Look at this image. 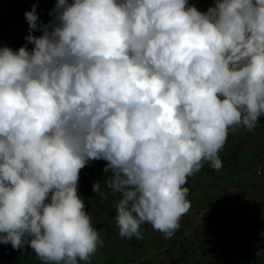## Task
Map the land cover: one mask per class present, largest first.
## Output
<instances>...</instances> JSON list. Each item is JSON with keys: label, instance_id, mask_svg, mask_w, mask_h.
<instances>
[{"label": "clouds", "instance_id": "obj_1", "mask_svg": "<svg viewBox=\"0 0 264 264\" xmlns=\"http://www.w3.org/2000/svg\"><path fill=\"white\" fill-rule=\"evenodd\" d=\"M50 15L25 13L30 50L0 47V244L87 264L103 241L78 184L97 160L119 235L171 238L188 177L264 116V0H56Z\"/></svg>", "mask_w": 264, "mask_h": 264}, {"label": "crops", "instance_id": "obj_2", "mask_svg": "<svg viewBox=\"0 0 264 264\" xmlns=\"http://www.w3.org/2000/svg\"><path fill=\"white\" fill-rule=\"evenodd\" d=\"M213 3L189 0L201 12ZM55 5L56 0L0 2V47L15 51L27 44L30 50L33 45L26 40L30 29L25 13L35 7L39 24H47L53 19L50 13ZM41 34L33 31V35ZM218 155L222 161L219 170L206 162L188 177L185 187L191 207L171 238L147 223L141 226L139 238H122L115 220L119 194L105 185L111 173L102 171L105 161H91L80 171L78 192L103 244L87 264H264V122H258L252 131L230 129ZM96 181L107 199L92 191ZM212 209L224 220L212 216L197 221L199 213L205 216ZM0 264L42 262L27 246L14 250L10 244H0Z\"/></svg>", "mask_w": 264, "mask_h": 264}, {"label": "trees", "instance_id": "obj_3", "mask_svg": "<svg viewBox=\"0 0 264 264\" xmlns=\"http://www.w3.org/2000/svg\"><path fill=\"white\" fill-rule=\"evenodd\" d=\"M13 2V1H28V0H0V2ZM192 5H194V4H192ZM195 6V5H194ZM264 116H261L260 118H259V121L258 122H264V118H263ZM212 216H219L220 217V219L221 218H223L219 213H217L214 209H212V210H210V212L207 214V215H205L204 216V218H203V220L204 221H208V218H210V217H212ZM223 220H224V218H223ZM222 220V221H223Z\"/></svg>", "mask_w": 264, "mask_h": 264}, {"label": "built area", "instance_id": "obj_4", "mask_svg": "<svg viewBox=\"0 0 264 264\" xmlns=\"http://www.w3.org/2000/svg\"><path fill=\"white\" fill-rule=\"evenodd\" d=\"M257 174H260V171H257ZM203 218H204V214L201 212L197 216V221H201V220H203Z\"/></svg>", "mask_w": 264, "mask_h": 264}]
</instances>
